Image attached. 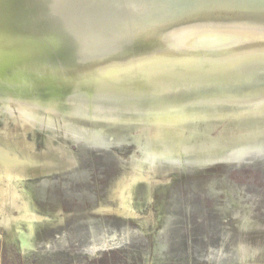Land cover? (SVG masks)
Instances as JSON below:
<instances>
[{"label": "water", "instance_id": "water-1", "mask_svg": "<svg viewBox=\"0 0 264 264\" xmlns=\"http://www.w3.org/2000/svg\"><path fill=\"white\" fill-rule=\"evenodd\" d=\"M0 246L264 256V0H0Z\"/></svg>", "mask_w": 264, "mask_h": 264}, {"label": "rangeland", "instance_id": "rangeland-1", "mask_svg": "<svg viewBox=\"0 0 264 264\" xmlns=\"http://www.w3.org/2000/svg\"><path fill=\"white\" fill-rule=\"evenodd\" d=\"M0 264H205L160 262L0 246ZM247 264H264V256Z\"/></svg>", "mask_w": 264, "mask_h": 264}, {"label": "flooded vegetation", "instance_id": "flooded-vegetation-1", "mask_svg": "<svg viewBox=\"0 0 264 264\" xmlns=\"http://www.w3.org/2000/svg\"><path fill=\"white\" fill-rule=\"evenodd\" d=\"M16 207V206H15ZM16 209H18V207H16ZM19 210V209H18Z\"/></svg>", "mask_w": 264, "mask_h": 264}]
</instances>
